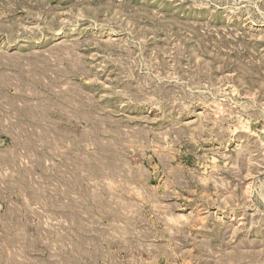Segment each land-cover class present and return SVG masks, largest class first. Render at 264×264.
<instances>
[{
  "label": "rangeland",
  "instance_id": "1",
  "mask_svg": "<svg viewBox=\"0 0 264 264\" xmlns=\"http://www.w3.org/2000/svg\"><path fill=\"white\" fill-rule=\"evenodd\" d=\"M0 264H264V0H0Z\"/></svg>",
  "mask_w": 264,
  "mask_h": 264
}]
</instances>
